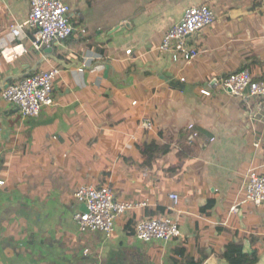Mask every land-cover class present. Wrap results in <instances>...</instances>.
Listing matches in <instances>:
<instances>
[{
  "label": "crops",
  "instance_id": "crops-1",
  "mask_svg": "<svg viewBox=\"0 0 264 264\" xmlns=\"http://www.w3.org/2000/svg\"><path fill=\"white\" fill-rule=\"evenodd\" d=\"M64 2L75 31L52 54L68 66L35 51L30 29L11 34L27 20L29 0H0V114L17 109L1 98L6 78L46 55L36 72L61 70L52 105L0 123V264H219L230 242L247 253L260 248L257 264H264V204L231 213L249 171L264 172L263 124L223 90L205 95L209 83L244 69L264 80V0ZM202 5L216 19L197 36L200 56L174 63L159 52L161 40ZM145 118L154 130L141 128ZM81 186H110L119 202L149 200L150 216L178 194L171 214L181 237L139 241L135 225L146 210L119 219L110 240L80 233Z\"/></svg>",
  "mask_w": 264,
  "mask_h": 264
},
{
  "label": "built area",
  "instance_id": "built-area-1",
  "mask_svg": "<svg viewBox=\"0 0 264 264\" xmlns=\"http://www.w3.org/2000/svg\"><path fill=\"white\" fill-rule=\"evenodd\" d=\"M29 3L30 13L27 20L11 26V34L21 38L25 35V29H30L33 32L31 46L37 52L54 44L66 43L75 29L69 18L70 8L64 0H29ZM215 19V12L207 5L187 9L182 19L163 36L158 47L159 52L168 55L174 63L191 64L200 56L197 40L199 32L210 27ZM80 32L83 38L87 37L85 30ZM27 51L25 49V52ZM127 54H131V51L129 50ZM83 70V68L79 69L81 72ZM60 75L61 70L55 67L30 74L10 84L1 92V98L19 109L21 116L38 117L45 106L53 104L54 85ZM208 89L209 91L205 92L207 97L212 94V90L218 89L238 98L250 111L253 109V116L262 122L264 128V80L256 79L248 69H244L223 80L209 83ZM141 128L152 131L154 124L150 119L145 118L141 121ZM189 128L193 129V125ZM4 186L6 182L0 179V188ZM241 191L244 198L234 205L231 209L232 214L240 213V206L244 204H252L255 207L263 205L264 172L250 170ZM75 199L85 209L74 216L79 232L100 233L107 240L114 235L119 219L151 207L149 200L119 202L110 186H81L75 192ZM179 202L178 194H169L168 214L148 216L138 220L135 225L136 238L146 244L168 243L180 238L178 219L173 218L171 214L178 212ZM88 252L89 250H85L86 254Z\"/></svg>",
  "mask_w": 264,
  "mask_h": 264
},
{
  "label": "trees",
  "instance_id": "trees-1",
  "mask_svg": "<svg viewBox=\"0 0 264 264\" xmlns=\"http://www.w3.org/2000/svg\"><path fill=\"white\" fill-rule=\"evenodd\" d=\"M160 150V148H158ZM162 150V148H161ZM214 203L210 202L206 207L202 208V212L206 215H209L211 212L210 210L213 208ZM166 208H161L154 212L151 216H159V215H166L167 214ZM146 214H150L149 210L146 209ZM150 216V215H149ZM252 241L255 243L254 238H251ZM256 251L252 255H248L244 253V246L242 242H230L225 247V253L223 255L224 259L228 262V264H257L258 257L260 255V248H256ZM183 250H181L178 255L183 256ZM204 258H201L199 260H186L184 264H203Z\"/></svg>",
  "mask_w": 264,
  "mask_h": 264
},
{
  "label": "water",
  "instance_id": "water-1",
  "mask_svg": "<svg viewBox=\"0 0 264 264\" xmlns=\"http://www.w3.org/2000/svg\"><path fill=\"white\" fill-rule=\"evenodd\" d=\"M44 52H45V54H50L51 58L55 62H57L59 64H62V65H65V66H68V65L65 64V62L63 60H60L59 58H57L55 55L52 54V52H53V48L52 47L45 48ZM47 57L48 56L46 55L45 58H41L32 68H28V70H26L24 73L19 74L18 76H9L8 78H6V80L4 82L5 84L3 85V87L6 89L10 85L11 80H20V79H22V78H24V77L36 72L38 70L39 65L42 64ZM77 65L81 66L82 64L79 63ZM14 112L15 113L19 112V109H16V110L11 111V112H4L3 114H0V123L4 125V122L8 120L9 115L13 114ZM5 134L8 135L9 132L5 131ZM244 253L248 254V255H252L254 252H249V253L244 252ZM219 264H228V262L225 259L224 260L220 259Z\"/></svg>",
  "mask_w": 264,
  "mask_h": 264
},
{
  "label": "rangeland",
  "instance_id": "rangeland-1",
  "mask_svg": "<svg viewBox=\"0 0 264 264\" xmlns=\"http://www.w3.org/2000/svg\"><path fill=\"white\" fill-rule=\"evenodd\" d=\"M243 187V186H242ZM242 190V189H241ZM239 195L241 196V199L244 198V195L242 194V191L239 193Z\"/></svg>",
  "mask_w": 264,
  "mask_h": 264
}]
</instances>
